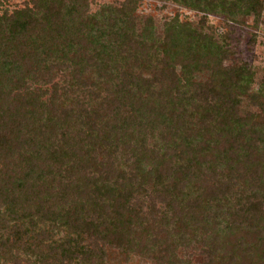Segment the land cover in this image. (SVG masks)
<instances>
[{
  "label": "trees",
  "instance_id": "1",
  "mask_svg": "<svg viewBox=\"0 0 264 264\" xmlns=\"http://www.w3.org/2000/svg\"><path fill=\"white\" fill-rule=\"evenodd\" d=\"M131 1L0 13V264H106L109 248L156 264H264V81L207 23L259 21L264 3L160 0L204 17L159 34ZM196 235L205 256L183 261L176 247Z\"/></svg>",
  "mask_w": 264,
  "mask_h": 264
},
{
  "label": "rangeland",
  "instance_id": "2",
  "mask_svg": "<svg viewBox=\"0 0 264 264\" xmlns=\"http://www.w3.org/2000/svg\"><path fill=\"white\" fill-rule=\"evenodd\" d=\"M35 0H0V13H4L6 10L9 13L16 9H21L26 6H31ZM127 0H88L89 10L91 13L98 11L104 5H113L120 7ZM264 3V0H262ZM128 12L132 13L138 23H144L148 18H152L154 26L159 34L165 29V24L174 18H179L182 22H191L195 26L199 25L204 14L188 8L183 5H179L174 2H163L160 0H132L128 5ZM207 23L214 28L216 36L225 44H227L231 51V58L237 62L243 61L254 70L258 83L264 81V10L259 21H256L252 16L239 22H232L225 20L220 15H208ZM225 44V45H226ZM98 80V75L88 74ZM104 81V79H100ZM73 82L72 75H66L61 78L58 76L56 82L63 84V82ZM77 93L75 92V95ZM74 97V95H71ZM69 98V97H68ZM71 100H68L69 103ZM130 130L136 131L134 135L139 137L141 129L138 125L130 128ZM122 134H119V139ZM127 135L124 133V139L128 140ZM55 140V139H54ZM123 144L128 147L125 141ZM151 137L148 139V145H151ZM122 144H119L118 150H115L113 157L116 162L117 168L124 169L129 172L135 165V159L132 158L128 148H125ZM57 184V183H56ZM147 189L149 194L152 192V186L148 183ZM64 233L61 234L63 236ZM196 235L192 237L193 240L188 247L180 245L176 247L179 257L183 261H193L200 263V260L204 258L205 251L203 241ZM179 243V242H178ZM178 246V244H177ZM106 264H156L149 257H145L139 251L135 253L121 252L117 249L108 250V258Z\"/></svg>",
  "mask_w": 264,
  "mask_h": 264
}]
</instances>
